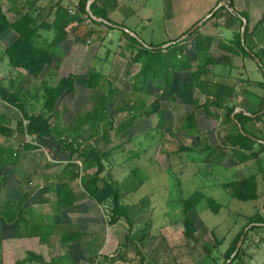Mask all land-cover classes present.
<instances>
[{"label": "trees", "instance_id": "16d2710c", "mask_svg": "<svg viewBox=\"0 0 264 264\" xmlns=\"http://www.w3.org/2000/svg\"><path fill=\"white\" fill-rule=\"evenodd\" d=\"M86 1L79 0L74 13H70L68 9L58 4L54 10L53 21L49 18L50 12L52 13L53 11V6L46 11L47 13L43 17L39 11L36 14L24 13L13 21L7 18L0 7V37L6 35L10 30L16 33V37L4 50L10 66L23 69L29 76L38 79L46 66H50L55 59L53 49L66 39L68 33H70L69 28L73 24L72 22L76 21L80 23L85 18L94 24L102 25L108 29H114L113 26L90 18L85 10ZM218 1L220 0H217V3ZM224 1L227 2L228 7L233 8V12L228 7L221 6L206 21L209 22L220 12L224 15L222 25L231 29L232 36L228 45L225 42L219 41L220 48L226 53L240 54L243 58H248L253 61L255 58H258L262 62V66L256 63V67L262 75V81L251 82L255 85H260L264 90V47L258 46V43L253 39V35L264 27V12L253 27L250 28L248 14L245 11L237 10L234 5V0ZM99 2L100 0L92 2V13L110 21L108 12L115 6V1L111 0L109 3L101 2V5ZM241 16L247 20L244 32V44L240 38ZM79 27L68 37L71 45L79 37L76 33ZM198 28L190 33L188 38L192 37L198 31ZM39 29L55 30V35L47 46H39L36 42V33ZM121 32L127 38L126 46L129 50L131 65H138V69L132 72L130 77L132 79L130 87L132 92H135L137 95V99L129 100L134 105L133 109H142L144 97L141 99L140 93H146L148 81L152 80L167 87L173 84L172 74L175 73L177 82L174 85L179 87V89H175L176 92L179 93L182 89L188 92L197 89L205 96L202 102H199L198 99H193V109L184 114V125L187 133H198L200 127H205L206 129L205 139L201 144L200 150L208 153L209 160L211 156H214L217 163L223 165L234 166L252 160L262 171V181L264 183V166H262V158L260 155L264 151V143L257 141V139L264 141V127L260 128L256 125L257 122H263L264 112L255 117L246 113L255 114L260 112L264 108V99L258 104V107H249L244 110L246 112L243 110L237 111L232 117L233 111L238 107V103H230L234 94V87L223 82H211L208 77L215 65L227 64L228 62L226 54L216 55L210 50L214 39L208 35L195 36L193 44L197 62L193 67L188 61V58L181 53L184 45L181 46L179 41L161 48L155 47L153 44H145L141 42L142 40L140 41L123 30ZM60 74L61 76L55 83L51 84L50 82L43 81L39 87V92L33 93L35 98L38 99V96L41 97V100H36L41 101L42 104L39 112L27 109V93L22 92L21 88L11 90L9 86L0 82V98L20 113L19 119L15 121L14 128L6 126L4 123H9V119L4 115H0V136H12L14 133L34 135L37 144L26 141L23 145L21 144L23 150H37L42 148V146H50V144L56 143V149L59 152L66 151L68 154L64 164H56L57 162L48 161L46 163L47 166L54 164L60 170L56 173L58 179L55 186L57 202L73 203L74 200L69 185L79 178L81 187L87 192L90 199L98 204L107 203L109 205V225L115 223L120 218H124L128 222V225L131 226L132 221L129 216V207L122 202V194L119 191L118 185L105 172L103 159L108 152L100 149L99 143H109L120 129L125 130L129 128L133 124V118L137 113L131 115L119 127H115L109 114L108 101H114L115 95L113 93H115L116 86H113L112 80L101 72L89 70L83 76L84 86L93 91L97 90L101 95L93 97L92 106L89 110L84 112L79 110L75 111L71 115L69 123L65 127L60 128L58 123L61 118L59 119L56 113L57 106L63 97L75 92L77 81L82 78L81 75L78 76L76 74V69H73L71 63H67ZM171 99L175 100V96L173 97L172 95ZM195 109L201 110V116L196 115ZM151 110L156 112L159 117H162L161 108L157 102L152 103ZM145 114L149 115L151 111L145 110ZM23 119L28 121L26 125L23 124ZM217 120L218 124L222 122H230L233 124V128L223 134L220 141L216 139L217 132L214 131L215 126L211 123ZM239 125L241 128H239ZM86 130L89 133L87 136H84L83 133ZM68 138L72 141H68ZM78 138L83 139L82 145L77 143ZM88 138L93 139V144L88 142ZM256 146H259V149H256ZM179 149L181 150L180 147ZM18 152L0 143V184L5 179V166L14 165L17 162L20 155ZM87 169L92 170L86 172ZM141 182H137L135 185H141ZM135 185L134 188H136ZM221 186L228 191L232 198L239 201L257 200L260 197L259 182L256 174H250L239 179L224 182ZM22 194L18 204H8L6 208L10 209L14 205L13 208L18 209L25 197V194ZM202 198L206 197L199 192H195L182 200V226L186 241L195 242L198 240V237L197 240L194 238L196 237V231H199V229L191 214L194 206ZM206 201L208 208L213 213L219 212L221 207L219 203L209 197L206 198ZM6 214V219L9 221L16 217L17 213L13 210H7ZM246 227L248 229L244 232ZM261 227L264 228V216L259 211H256L247 218V222L239 229L229 243L223 253V262L217 264H225L229 259L230 262L228 264H249V262L246 263L241 258L243 255V245L248 239L249 233ZM75 235L71 236V239H81L80 235L82 233H75ZM242 235V244L235 255L231 257ZM211 248L207 241L202 244L205 256L208 255L210 258L212 257L209 254L211 253ZM212 259L213 261L216 260L213 257ZM50 264L56 263L51 262Z\"/></svg>", "mask_w": 264, "mask_h": 264}, {"label": "crops", "instance_id": "0c3cea01", "mask_svg": "<svg viewBox=\"0 0 264 264\" xmlns=\"http://www.w3.org/2000/svg\"><path fill=\"white\" fill-rule=\"evenodd\" d=\"M78 1L79 0H0V7L7 18L13 21L24 13L36 14L40 11L43 17L46 15V11L53 6V11L52 13L50 12L49 15L50 20L53 21L54 10L58 4L65 9L75 10ZM110 1L111 0H100L99 4L101 2L109 3ZM114 1L115 6L108 12L110 22L128 28L138 37L141 34L136 33L138 29L144 32L146 28H148L146 32V36L148 37L147 41L141 35V37H139L142 42L147 44L160 46L179 41L181 46L184 45L181 53L188 58V61L193 67L197 62L193 39L196 35L211 36L214 42L210 50L216 55L226 54L228 62L227 64L215 65L210 71L208 76L209 80L211 82H223L234 87V94L230 103H238V107L236 108L237 111H244L249 107L256 108L258 104L262 102L264 99V90L260 85L252 83L254 81H262V75L256 67V61L243 58L240 54L226 53L219 46V41L225 42L228 45L232 36L231 29L222 25L224 22V15L221 12L209 22L206 21L208 18L202 21L199 28L197 27L198 31L193 34L192 37L188 38L187 36L185 39H182V36L187 33L190 28L202 20L204 16L215 7L217 0ZM255 1L256 0H234L235 8L239 11H245L248 14L250 28L253 27L264 12V0H262L263 5L260 7V10L253 4ZM157 20L158 27L163 37L155 40V38H158L156 34H154V23ZM72 23L73 24H71L69 28L70 33H68L66 39L53 49L55 59L52 64L46 66L38 79L32 78L23 69L11 67L7 59L9 68L2 59L3 57L0 56V60H3L0 61V77L2 75L4 78V80H0V82L9 86L11 90L16 88L24 90L23 92L27 93V109L30 111H34L30 109V106H32L31 100L34 99L36 101L37 99L33 96V93L39 92V87L42 82L47 81L51 84L55 83L61 76L60 72L63 70L64 66L67 63H71L69 45L76 50H79L82 46L86 48L92 46L91 48L94 49L93 46L95 45V50L91 55L93 58L97 55V49H102L101 51L103 52L105 51L106 56L107 52H109L114 55L112 61L109 63V68L115 65L114 61L116 57L119 59L128 57L126 54L127 51L129 52L126 46L127 38L120 29L115 27L114 29L103 28L99 26V24H94L85 18H83L80 23L76 21ZM78 26L80 27L76 33L79 37L76 42L71 45L68 37L70 34H73V31ZM150 26L151 29H149ZM114 31H118V33L114 34ZM54 35V29H39L36 33V42L39 46H47ZM15 37L16 33L13 30H10L6 35L0 37V45L4 50ZM253 39L258 43V46L264 47V27L253 35ZM112 47L118 50L117 55L111 51ZM121 51H124V53ZM105 60H107V58H105ZM245 60L252 61L255 64L253 67L250 65L247 66ZM222 67H226V72L223 71ZM93 70L99 71L113 80V77L107 74L108 72L101 71V67L97 69L94 68ZM88 71V68L83 73H77L78 71L76 70V74L83 77ZM253 72H257L258 76L252 75ZM109 74L116 76L114 72ZM129 77H131V75H129ZM24 78L30 80L28 86L22 84ZM172 81H174L173 84L177 82L175 73L172 74ZM37 82L40 83L39 86ZM169 87L170 86H167V88ZM182 90L180 91L182 93H196L198 95L197 97H193L192 100L198 99L199 102H202L205 98L197 89H193L190 92ZM161 92L163 93L164 89H161ZM38 98L41 99L40 96H38ZM62 99H65V97ZM62 99L57 106V114L66 113L67 110H69L68 104ZM0 100L3 101L1 98ZM192 100L191 108L186 112L193 109ZM3 103L9 105V108L11 107L16 110L7 102L3 101ZM40 110L41 107H38V110H35V112H39ZM0 115L4 114H1L0 111ZM256 125H258V122ZM262 126L264 127V120ZM9 127L14 128V126L10 125ZM232 128L233 124L230 123V130ZM16 138L22 145L26 142L25 135L21 133H14L12 136H0V143L3 146L12 148L14 151H19L18 154H20L14 165L5 166V179L0 184L1 264H26L29 262H35L37 264H50L51 262L56 264H182L181 261L184 260V256L186 255L181 256L180 260L179 257L175 258L171 256L172 250L173 252L179 251L180 245L184 247V244L187 242L183 234L182 218L180 221H176L177 223L171 224L173 225L172 229L169 228L160 235L153 234L151 230L152 222L150 213L152 207L148 206V204L140 198L137 202L132 201V204H127L129 207V216L132 221L131 226L128 225V222L124 218H120L115 223L109 225L106 221L102 204H98L90 199L87 192L80 184V188L76 187L75 182L69 185L74 200L73 203H58L55 186L58 182L56 173L60 170H58L59 168L54 166V164L47 166L46 163L48 161L57 163L63 162L64 164L67 160V152H59L56 149V155L62 154L64 159H49L44 155V146L37 150H23L22 147H20V150H17L15 144ZM24 161L27 162L26 165ZM246 163L247 162L230 166V168H233L232 171L234 172L236 169L240 170L243 168ZM20 166L23 167V171L20 172L17 170L16 172V167ZM91 170L92 169H87L86 172H90ZM107 174L119 188L120 179L118 178V174L114 179L111 178L109 173ZM247 175L242 174L236 178L239 179ZM137 189L138 187L134 188L133 185L131 191L134 192ZM22 193L25 194L23 202L18 209L13 208L14 205L18 204L23 195ZM8 204L14 205L12 208L7 209L6 206ZM7 210L15 211L17 213L16 217L8 221L6 219ZM181 217H183V212H181ZM238 231L239 230L228 240L224 250L227 249L229 243ZM75 233H82V235H80L81 239H71V236L75 235ZM196 236L201 240L198 230L196 231ZM163 240H165V246L164 248L163 246L160 248L164 249L166 252L164 251L163 257L161 258L158 257L160 252L158 250L155 252V249ZM246 241L243 245V255L241 258H243L246 263L250 261L249 264H251V262L254 264H264V241L259 244L256 249H253L252 252H248L245 247ZM244 248H246V250ZM193 249V246H191L190 250L192 251ZM176 254L178 253L176 252ZM178 255L180 256V254ZM202 258L203 257H200L199 259L202 260ZM199 259L192 257L184 262L185 264H198Z\"/></svg>", "mask_w": 264, "mask_h": 264}, {"label": "rangeland", "instance_id": "374dc122", "mask_svg": "<svg viewBox=\"0 0 264 264\" xmlns=\"http://www.w3.org/2000/svg\"><path fill=\"white\" fill-rule=\"evenodd\" d=\"M253 4L258 10L263 5L262 0H256ZM154 24V34L158 37L155 40H157L163 37V35L158 27V20ZM149 29H151V26ZM147 31L148 28L144 32L138 29L136 33H141L140 35L147 41ZM117 33L118 31H114V34ZM140 35L139 37H141ZM69 47L71 66L78 71L77 73H83L87 68L93 70L94 68L101 67V71L108 72L107 74L113 77V86H116L115 93H113L115 99L112 102L111 100L110 102L108 101V108L115 127H119L131 115L137 113L133 118V124L129 128L125 130L118 129V133L113 136V139L109 143H99L100 149L108 152L107 157L103 159L105 172L109 173L112 179L116 178L118 174V178L120 179L119 191L122 194V202L125 205L132 204V201L137 202L141 198L148 206H151V230L153 234L160 235L165 230L172 229V223H177L183 218L181 217L183 199H186L195 192H199L206 198L214 199L215 202L221 205L218 213H213L208 208L206 198H202L194 206L191 214V217L198 226L201 240H197L196 236L194 238L197 240L195 243L187 241L184 247L180 245L179 251H176L180 256L176 252H173V250L171 256L175 258L179 257L180 260L181 256L186 255L184 256V260L181 261L182 264H185L184 261L192 257H196V259L203 257L202 260L199 259L198 264L222 263L224 260V249L228 240L242 227V224L244 225L247 222V218L257 210L264 216V183L260 168L251 160L240 169L241 171L236 169L233 172V168L231 169L230 165L217 163L214 156H211L209 160L208 153L200 150L206 135L205 127H200L198 133H187L184 125V114L191 108L192 98L198 96L196 93H178L175 89L177 90L179 87L174 84L167 88L166 86H162L161 83L150 80L147 84L146 93H140L141 99L144 97L142 109H133L134 105L129 100L137 99V95L135 92H132L130 87L132 79H130L129 75L138 69V65H131L128 51L126 52L128 57L120 59L116 57L114 61L115 65L109 68V63L114 57L109 52H107L106 56L105 51L97 49V55L93 58L91 55L95 50V45L93 46L94 49L91 48L92 46L88 48L82 46L79 50L73 49L71 46ZM111 51L115 55L118 54V50L115 47H112ZM121 52L124 53V51ZM0 56L3 57L2 59L8 66L7 57L1 45ZM245 63L251 67L255 64L249 60H245ZM222 69L226 72V67H222ZM113 72L116 76L109 74ZM252 75L258 76V73L253 72ZM0 78H2L0 80H4L2 75ZM22 84L28 86L30 80L24 78ZM37 84L38 86L40 85L39 82ZM161 89H164L163 93H161ZM100 95L101 93L97 90L93 91L86 88L83 77L82 80L80 78L76 84L75 92L66 95L65 99H62L68 104L69 110L63 114H57L58 118H61L58 126L60 128L65 127L75 111L89 110L92 106L93 97ZM169 95L175 96V100L171 99ZM36 100L41 99L38 98ZM31 101L32 106H30V109L34 111L38 110V107L42 105L41 101L37 102L34 99ZM153 102L159 104L162 117H159L156 112L151 110ZM145 110L151 111V114H145ZM0 111L1 114H4L9 119V123L4 124L6 126H15V121L20 117L19 112L11 107L9 108V105L3 103L1 100ZM195 113L197 116H201L202 114L201 110L198 109H195ZM221 119L223 118L221 117ZM211 123L215 126L214 131L218 134V136L216 134V139L219 141L223 134L230 131V122L218 124L217 120ZM258 126L263 128L262 122H258ZM88 133L89 131L86 130L83 134L87 136ZM88 139L89 141L91 140L90 138ZM15 144L17 150H20L21 144L17 138ZM257 148L259 149V146H256ZM44 149L45 157L49 159H64L62 154L56 155V143L50 144V146L46 145ZM260 154H262L261 163L264 166V151ZM24 164L26 165L27 162L24 161ZM56 164H63V162ZM17 170L22 172L23 167H16V172ZM83 172L85 171L83 170ZM241 173L245 175L256 174L260 194L257 200L239 201L232 198L228 191L222 188V183L237 179L238 176L242 175ZM137 182H141V185H135ZM75 185L77 188L79 187L78 181H75ZM133 185L138 187L134 192L131 191ZM108 219L106 217L107 222ZM212 232L214 236H212ZM248 236L245 247L248 252H252L253 249H256L264 241V228L254 229ZM164 241L155 249V252L157 250L160 252L158 257L161 258L165 250L160 247L163 246L164 248ZM206 241L209 242L210 248L213 246L209 254L216 259H214L215 261H213L212 257L210 258L204 254L202 244ZM191 246L194 248L192 251L190 250ZM246 248L244 249L246 250ZM26 264L37 263L29 262ZM251 264L254 263L251 262Z\"/></svg>", "mask_w": 264, "mask_h": 264}, {"label": "water", "instance_id": "95a60500", "mask_svg": "<svg viewBox=\"0 0 264 264\" xmlns=\"http://www.w3.org/2000/svg\"><path fill=\"white\" fill-rule=\"evenodd\" d=\"M94 1H95V0H87V1H86V5H85V10H86L87 14L90 16V18H92V19L95 20V21L102 22V23H104V24H106V25L113 26V27H115V28H118V29H120V30H123V31L127 32L129 35H132V36H134V37H136L137 39L140 40V38H139V37H138L133 31L129 30L128 28H126V27H124V26H121V25L114 24V23L108 21L107 19H104V18H101V17H98V16L94 15V14L92 13V11H91V4H92V2H94ZM221 6H223V7H228V4H227V2L224 1V0H220V1H218V3L215 5V7L212 8V10H211L210 12H208V13L204 16V18H203L202 20H200L199 22H197L192 28H190V30H188L187 33H185V34L182 36V39H185L190 33H192L197 27L200 26V24H201L202 21H204L205 19L211 17L212 14H213L214 12H216ZM228 8H229V10H231V11L233 12V8H230V7H228ZM241 20H242V25H241V27H240V38H241L242 43L244 44V32H245V26H246L247 20H246L245 17H242V16H241ZM140 41H141V40H140ZM141 42H142V41H141ZM172 43H174V42H170V43H168V44L160 45V46H155V47H161V48H164L165 46H169V45L172 44ZM151 47H153V46H151ZM255 61H256V63H257L259 66H262V62H261L258 58H255ZM236 112H237V109H235V110L233 111V113H232V117L234 116V114H235ZM263 112H264V108H263L260 112L255 113V114H253V113H249V112H246V113H247L248 115L252 116V117H255L256 115H258V114H262ZM239 128H241L240 125H239ZM257 141L264 143V141H263V140H260V139H257ZM247 229H248V227H246V228L244 229V232H246ZM242 241H243V235L239 238V240H238V242H237V244H236V248H235V250L233 251V253L231 254V257H233V256L235 255V253L237 252L238 248H239L240 245L242 244ZM229 262H230V259L227 260V262H226L225 264H228Z\"/></svg>", "mask_w": 264, "mask_h": 264}, {"label": "built area", "instance_id": "2783aa9c", "mask_svg": "<svg viewBox=\"0 0 264 264\" xmlns=\"http://www.w3.org/2000/svg\"><path fill=\"white\" fill-rule=\"evenodd\" d=\"M70 13H74V10L73 9H69L68 10ZM27 120H25V119H23V124L24 125H26L27 124ZM24 135H25V138H26V141L27 142H30V143H33V144H37V141H36V139H35V136L34 135H28V134H26V133H24ZM68 141H72L70 138H68L67 139ZM89 142H91L90 144H93V141L92 140H90ZM77 143L79 144H83V139L82 138H78L77 139ZM78 164L80 165V163L78 162ZM80 173H81V171H80ZM76 181H78V183L80 184V180H79V178L78 179H76ZM102 208H103V211H104V213H105V216L106 217H108L109 218V205L107 204V203H103L102 204Z\"/></svg>", "mask_w": 264, "mask_h": 264}]
</instances>
